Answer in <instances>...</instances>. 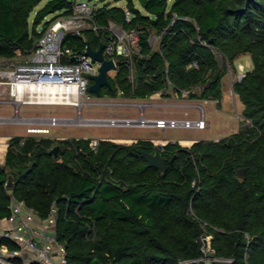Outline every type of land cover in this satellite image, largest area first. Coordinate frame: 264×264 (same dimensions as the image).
Here are the masks:
<instances>
[{
    "label": "trees",
    "instance_id": "trees-1",
    "mask_svg": "<svg viewBox=\"0 0 264 264\" xmlns=\"http://www.w3.org/2000/svg\"><path fill=\"white\" fill-rule=\"evenodd\" d=\"M41 1L0 0V58L28 55L51 22L45 18L72 13L75 2L47 0L36 9ZM139 2L144 10L135 0L95 8L102 26L113 20L141 30L134 78L118 57L108 92L143 98L158 91L169 95L172 86L192 98L220 100L227 60L237 67L236 59L248 53L253 66L234 89L250 124L190 146L102 138L94 149L89 137L15 135L0 163V220L10 216L13 195L45 218L56 206L57 237L69 264H202L205 221L220 256L232 258L231 264H264V0ZM153 32L163 33L157 48L149 42ZM103 34L91 28L68 32L63 45L80 52L88 44L98 49ZM195 59L199 66H190ZM137 148L160 149L166 168L149 165ZM10 175L14 184L8 187ZM4 243L17 246L0 238Z\"/></svg>",
    "mask_w": 264,
    "mask_h": 264
},
{
    "label": "built area",
    "instance_id": "built-area-1",
    "mask_svg": "<svg viewBox=\"0 0 264 264\" xmlns=\"http://www.w3.org/2000/svg\"><path fill=\"white\" fill-rule=\"evenodd\" d=\"M96 4L91 0H75L73 12L51 18V22L37 39L36 47L24 59L11 58L0 64V94H9L11 99L28 104H75L89 94L92 83L91 76L99 73L100 62L94 61L90 55L65 47L63 40L68 32L82 34L85 28L103 31L104 50L106 58H113L118 67V57L122 56L130 70V76H135V59L141 55V30L138 27L126 28L122 24L110 20L108 26H102L95 18ZM127 19L131 13L127 11ZM163 33L153 32L149 36L150 45L159 47ZM215 52L221 53L215 48ZM21 53V52H19ZM75 58L73 60L72 58ZM228 68L231 64L227 60ZM190 66H199L194 60ZM117 69V68H116ZM235 80H231L232 90L238 80H242L249 70L247 63H239L236 67ZM187 91H184L185 95ZM9 99V98H0ZM37 118L33 116L29 126L30 132H49L50 124H58V116L46 117L38 121L47 126H35ZM27 117L22 118L26 120ZM14 120L9 116L0 115V123ZM18 121H21L17 119ZM28 120L29 117H28ZM136 127H171L207 128L210 121L202 108L198 116H191L186 109L183 116L149 117L144 112L138 116L112 118L111 122ZM41 129V131H34ZM137 141V140H136ZM167 143V142H166ZM166 143L160 144L165 145ZM98 140L91 141V146L97 149ZM203 232L199 237L201 242L202 264H231L232 258L220 256L213 245V232L207 222L201 223ZM0 238H9L17 246L0 245V264H69L67 248L57 237V208L52 207L50 215L40 216L33 206L24 200L12 196L11 214L0 220Z\"/></svg>",
    "mask_w": 264,
    "mask_h": 264
},
{
    "label": "rangeland",
    "instance_id": "rangeland-1",
    "mask_svg": "<svg viewBox=\"0 0 264 264\" xmlns=\"http://www.w3.org/2000/svg\"><path fill=\"white\" fill-rule=\"evenodd\" d=\"M47 0H43L39 3L36 9L45 5ZM92 3L100 6L105 2H110L112 4L126 6L127 0H91ZM170 3L173 0H169ZM138 7H143L140 4L139 0H135ZM36 9L32 12L30 20L33 21L35 16ZM51 16V17H50ZM54 14H49L48 17L45 18H54ZM44 25V21L38 26L41 29ZM26 55L23 53H19L18 56L14 57L16 59H24ZM250 59V64L253 65L252 57L249 54H245L236 59V64L247 63V60ZM7 58H0V64H4L7 62ZM231 70L227 66L226 74L224 76L223 85L227 94V101L222 106L224 109L227 107V111H222L220 104L211 103L214 106L219 107L217 112H213L212 109L208 108L211 104L208 105L204 100L200 98H192L188 95V92L185 93V97L187 99H191L193 102H199L204 104L207 107L206 115L208 120L211 122L210 128H195V127H171L166 128L164 133L163 129L153 128L157 133H161V135H166L176 141H179L181 138H193L198 137L199 139H206L209 136H217V134H226L231 133V127L234 125L237 128L241 129L242 127L250 124V119L246 118L242 111V103L239 98V94L236 91L232 90L231 80H235L236 76V67L231 66ZM111 77H115L117 74V69H112L109 71ZM171 94H178L179 97H183V94L178 93L173 89L172 86H169ZM198 92H201L200 88L195 89ZM194 90V91H195ZM11 95L0 94V98H9L0 100V115L9 116L14 120H6L4 123H0V132L5 133L8 132L10 135L15 136L16 133L21 132L20 135H23L24 138L30 135H34L38 138L47 136L53 137L56 140L58 139H66V138H91L92 141L100 140L102 138H109L116 140L118 142L124 143H134L133 141H123V137L126 136H136V135H146L150 134V131H153L151 127H136L129 126L123 124V122H111L112 118H124L127 115V112L131 111V109L135 106L137 108L139 106V100L136 97H127L119 92L118 94H111L107 90V86L102 88L101 96H98L95 93H91L89 91L88 96L83 100L82 105L75 104H28V103H20L17 102L10 97ZM177 95H173L174 98H178ZM131 100H138L135 104H131ZM215 102L216 99H214ZM142 102V101H140ZM145 104V103H144ZM190 110L191 116H198L199 111L201 110L200 106H191L188 108ZM185 108H181V110H177L178 112L185 111ZM133 111V110H132ZM227 113H230L235 119V124L233 125L229 120V116ZM39 116L44 117L42 120L46 119V117L50 116H58L60 118V122L58 124H50L49 132H30L28 130L29 126H32L30 121H33L31 117ZM24 117H27L26 120ZM28 117L30 120H28ZM17 119L21 120L18 121ZM41 118H37L35 121L37 124L35 126H47L42 123H38ZM41 120V121H42ZM43 120V121H44ZM229 121V122H228ZM238 129V130H239ZM237 130V131H238ZM143 137V136H142ZM138 140V139H137ZM187 146V145H184ZM190 146V145H189ZM219 264H229L226 262H222Z\"/></svg>",
    "mask_w": 264,
    "mask_h": 264
},
{
    "label": "crops",
    "instance_id": "crops-1",
    "mask_svg": "<svg viewBox=\"0 0 264 264\" xmlns=\"http://www.w3.org/2000/svg\"><path fill=\"white\" fill-rule=\"evenodd\" d=\"M51 17V16H50ZM49 17V18H50ZM248 54V53H247ZM245 55V54H243ZM250 55V54H249ZM242 56V55H241ZM239 58V57H238ZM250 59L247 60V64L249 66V69L252 68L253 65L250 64ZM241 63V62H240ZM253 64V63H252ZM238 65V64H237ZM224 81V77L222 80V83ZM222 88H223V96L220 100L216 99L217 102L214 101L213 98H204V97H197L200 98L202 100H204L206 103L211 104L213 103H217L220 104L222 111H227V107L226 109H224L222 106L224 105V103H226L227 101V94H226V90L224 88V85L222 84ZM170 89H168V92ZM173 95H177L178 94H169V95H165L163 94L161 91L155 92L154 94H152L149 97H143V98H137L139 100V106L137 108H135V106L131 109V111L127 112L126 116H138L139 113L142 111L144 112L147 116L149 117H179V116H183L185 114L183 112H178L177 110H181V108H191V106L195 107V106H200V108L204 109L205 111H207V107H205L204 104H201L199 102H193L191 101L192 98L187 99L184 94L183 97H179L178 98H174ZM240 98V96H239ZM241 99V98H240ZM138 100H131V104H135ZM142 101V102H140ZM145 103V104H144ZM242 110L244 109V103L242 102ZM208 108H210V111L212 109L213 112H217L218 108L217 106L214 105H210ZM133 110V111H132ZM227 116H229V121L234 125L235 124V119L233 118V116L230 113H227ZM228 121V122H229ZM211 127V122L209 123V126L207 128ZM152 130L153 128H157V127H151ZM161 129V128H159ZM239 128H237V126H233L231 127V133L237 131ZM163 133L165 131V129L162 130ZM21 132L16 133V135H20ZM230 133H226V134H217V136H209L206 137V139H219L220 137H223L225 135H228ZM143 136V137H142ZM13 136L10 135V133L5 132V133H1L0 132V163L4 164L6 162V158H7V151H8V146H9V142L10 139ZM150 139L152 140L156 145H160L162 143H166L168 141L171 140L170 137L166 136V135H161V133H157L156 131H150V134H146V135H136V136H126L125 138L123 137V141H133V140H137V139ZM198 137H193V138H181L179 140V142L183 145H191L194 141L198 140ZM171 141H176L175 139H172Z\"/></svg>",
    "mask_w": 264,
    "mask_h": 264
},
{
    "label": "water",
    "instance_id": "water-1",
    "mask_svg": "<svg viewBox=\"0 0 264 264\" xmlns=\"http://www.w3.org/2000/svg\"><path fill=\"white\" fill-rule=\"evenodd\" d=\"M105 44L102 43L98 49H94L90 44H88L86 54L90 55L94 61H99L100 68L99 73L94 74L91 76L92 83L89 86V91L91 93H95L98 96H101L102 88L104 86H107L109 88H113L111 78L109 71L112 69L117 68V64L113 58H106V56L103 53ZM75 60V58H72ZM59 144L55 145L52 148V152L55 153V156L59 155ZM136 154H141L143 157H145L151 166H155L160 170H164L167 165V157L160 151V149H155L154 151H148L143 148H137V151H135ZM241 174L244 173V169H240ZM14 184V178L13 175L9 176V179L6 183L8 187L13 186Z\"/></svg>",
    "mask_w": 264,
    "mask_h": 264
},
{
    "label": "bare ground",
    "instance_id": "bare-ground-1",
    "mask_svg": "<svg viewBox=\"0 0 264 264\" xmlns=\"http://www.w3.org/2000/svg\"><path fill=\"white\" fill-rule=\"evenodd\" d=\"M77 103L78 105H82V101H78ZM34 131H41V129H34Z\"/></svg>",
    "mask_w": 264,
    "mask_h": 264
}]
</instances>
